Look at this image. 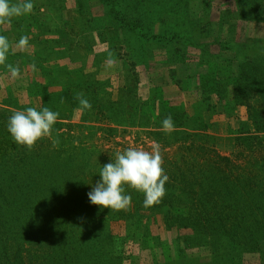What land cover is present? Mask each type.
I'll return each mask as SVG.
<instances>
[{
	"label": "rangeland",
	"instance_id": "1",
	"mask_svg": "<svg viewBox=\"0 0 264 264\" xmlns=\"http://www.w3.org/2000/svg\"><path fill=\"white\" fill-rule=\"evenodd\" d=\"M102 1L31 0L30 14L0 26L6 63L20 68L13 79L0 65V253L19 264H55L65 253L64 264H264V75L254 64L264 60V0ZM79 92L91 110L76 111ZM28 107L59 113L51 138L31 151L7 130L13 111ZM168 116L175 130L166 134ZM154 145L169 177L161 203L145 208L143 194L126 189V211L91 204L117 151ZM56 170L94 216L70 223L64 239L44 221ZM47 224L59 242L39 240Z\"/></svg>",
	"mask_w": 264,
	"mask_h": 264
},
{
	"label": "clouds",
	"instance_id": "2",
	"mask_svg": "<svg viewBox=\"0 0 264 264\" xmlns=\"http://www.w3.org/2000/svg\"><path fill=\"white\" fill-rule=\"evenodd\" d=\"M31 0H0V26L11 24L14 18L25 16L33 11ZM28 47V37L21 36L16 48L23 51ZM10 42L6 36L0 35V65L5 66L13 79L20 75L19 66L8 64ZM36 71L35 63L31 65ZM79 102L77 112L91 110L92 105L82 92L76 93ZM59 117L58 112L43 107H28L26 110H14L7 124V130L12 140L19 146L31 151L38 141L51 138L52 129ZM168 134L175 130L171 116L162 121V129ZM53 147L59 146V140H52ZM100 180L87 194L91 204L111 211H126L131 206L132 197L126 194V189L143 194V207L150 208L161 203L166 194L165 184L169 177L163 168V157L158 145L151 151L143 148L128 147L117 151L112 162L105 164L100 172Z\"/></svg>",
	"mask_w": 264,
	"mask_h": 264
},
{
	"label": "trees",
	"instance_id": "3",
	"mask_svg": "<svg viewBox=\"0 0 264 264\" xmlns=\"http://www.w3.org/2000/svg\"><path fill=\"white\" fill-rule=\"evenodd\" d=\"M102 2L104 5L109 6V2L107 0H104ZM243 3L246 6H250L249 9H252L251 8L252 5L249 2H243ZM111 11L112 10H109L110 13H111ZM254 64L259 69L260 75H264V60L257 61ZM232 77L235 79L236 76L232 75ZM251 84L256 86V84H254L253 82H251ZM251 84H245V85H251ZM235 87H236L235 85L234 86L232 85V87H230L227 90L228 92H232L233 96H234L235 91H236V90L234 91ZM261 91H262V94H264V83H262V85H261ZM235 96L239 97L237 94H235ZM229 98H231V97H229ZM258 168H260V167H258ZM56 171H54L53 175L50 177V179H48V181L51 182L50 186H48V190L45 188V190H46L45 192H47V194H45L44 196L45 197L47 196L51 201H54V203L52 204V208H50L46 212V215L44 217L45 218L44 221L47 220L46 222H50L54 226H57V228H59L60 231L62 230L61 236L64 239L65 236H67L69 233H71L72 226H70V223L74 222L75 220L85 221L88 219H94V216H91V215L88 216V215L84 214L80 209H78V207L76 206L77 200L74 201V198L71 197V194L68 193L67 188L69 186L71 187V184L68 183L67 177L66 176L64 177L62 174H60V170H56ZM261 181L263 182V185H264V177L261 179ZM255 185L261 191L260 185L258 183H256ZM232 190H235V189L232 188ZM59 201H61V202H59ZM72 201H73V203H72ZM35 203L37 204V202H35ZM60 203H61V205L58 206ZM75 208H77V210ZM65 212H66V214H65ZM81 212H82V215H81ZM48 227L51 229L50 233L44 235V233L42 231L41 236H39V233H35V237L39 236L40 239L39 238L38 239L40 241H42L44 243V245L47 244V242L52 243V244H53V242H55V243L59 242L60 240H57L58 239L57 235L52 232V231H55V230H53V227H51L50 225H48ZM79 227L82 228L81 226H79ZM259 229L261 232V231H263L264 228H262V229L259 228ZM84 232H86V231H84ZM81 233L83 234V232H81ZM52 234H53V238H51ZM225 234H228V232L226 230H225ZM233 235L236 237L238 243H239V238H240L239 236H241V237H245V241H248L249 245L252 244L251 247H254L253 249H256L257 247L260 248V245L258 242H256V243L253 242L254 239L251 236V234H248V235L244 234L243 235L240 233H234ZM228 237L230 238L229 240L233 239V237L230 236V234H228ZM249 237L251 239H248ZM51 239H53V240H51ZM41 246L42 245L39 244V241L36 240V241H34L33 244L30 245V250L33 251L34 255L37 256L35 247H41ZM72 249H75L77 254L80 253L79 255H81V256L79 258H77L78 260H85V259L87 260L86 250H84V248L82 247V244H78L77 246H73ZM30 250H27V255H29L28 253H30ZM68 250L69 249L65 250V252ZM78 250H79V252H78ZM3 251L5 252L4 247H3ZM66 256H68L67 253L63 254V257H61L55 264H64L62 259ZM19 258H20V255H15L13 258H11L7 255L0 253V264H19L17 262V261H19ZM29 258H30V256H29ZM36 258H38V256ZM46 260H49V262L51 263L50 259H46ZM72 263H75L74 260L68 261V264H72Z\"/></svg>",
	"mask_w": 264,
	"mask_h": 264
}]
</instances>
